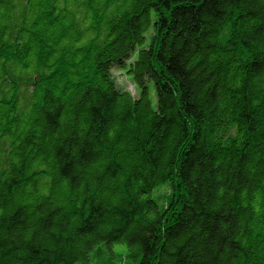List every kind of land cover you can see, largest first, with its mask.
I'll list each match as a JSON object with an SVG mask.
<instances>
[{
  "label": "trees",
  "instance_id": "16d2710c",
  "mask_svg": "<svg viewBox=\"0 0 264 264\" xmlns=\"http://www.w3.org/2000/svg\"><path fill=\"white\" fill-rule=\"evenodd\" d=\"M0 264H264V0H0Z\"/></svg>",
  "mask_w": 264,
  "mask_h": 264
},
{
  "label": "rangeland",
  "instance_id": "374dc122",
  "mask_svg": "<svg viewBox=\"0 0 264 264\" xmlns=\"http://www.w3.org/2000/svg\"><path fill=\"white\" fill-rule=\"evenodd\" d=\"M117 78H118V83L126 88L127 90H129L130 92H132L133 95L136 94L135 92V88L134 85L129 81V79H127V77L125 75H123L122 73L118 72L115 73Z\"/></svg>",
  "mask_w": 264,
  "mask_h": 264
}]
</instances>
